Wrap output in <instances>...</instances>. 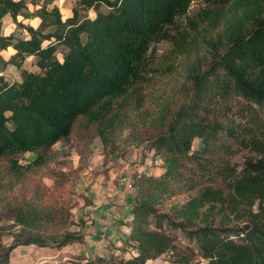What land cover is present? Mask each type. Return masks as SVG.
<instances>
[{"label": "trees", "instance_id": "1", "mask_svg": "<svg viewBox=\"0 0 264 264\" xmlns=\"http://www.w3.org/2000/svg\"><path fill=\"white\" fill-rule=\"evenodd\" d=\"M38 1L0 0V20L9 14L29 36L0 31V73L13 65L21 75L12 84L0 76V164L6 162L5 177L19 180L44 166L54 146L66 140L88 144L97 136L105 146L111 144L131 124L130 112L145 106L152 45L171 39L177 20L192 3L201 2L205 7L198 20L207 32H217L206 40L210 61L190 66L183 101L150 125L159 132L147 138L148 149L162 158L164 172L158 178H136L128 237L136 253L129 258L98 256L90 264H147L176 250L164 221L197 229L199 256L206 264H264V0H76L66 19L57 6L48 7L53 0L30 12L28 5ZM101 6L109 11L100 12ZM89 10L94 18L81 15ZM18 16L39 18L40 24L24 25ZM9 48L15 53L5 59ZM28 58L37 71L23 69ZM232 95L247 105L240 121L224 124L216 117L217 104ZM222 136L248 152L240 169L220 155L216 158L218 149L233 152L231 144L218 145ZM196 139L202 148L193 150ZM28 153L36 154L35 159L22 165L19 157ZM189 166L194 171L187 175ZM197 173L208 181L189 185L196 196L173 208L171 215L160 214L157 205L172 184L192 182ZM217 183L220 187H213ZM11 214L24 239L5 249L0 264H9L10 252L20 245L48 246L42 225L54 219L32 203L12 208ZM219 216L243 225L219 229L212 225ZM77 239L66 233L57 246ZM194 257L179 251L175 263L192 264Z\"/></svg>", "mask_w": 264, "mask_h": 264}, {"label": "rangeland", "instance_id": "2", "mask_svg": "<svg viewBox=\"0 0 264 264\" xmlns=\"http://www.w3.org/2000/svg\"><path fill=\"white\" fill-rule=\"evenodd\" d=\"M75 1L54 0L48 7L57 5L63 19H66L72 16ZM45 2L39 0L37 6L29 4L31 8L28 6V9L34 12ZM204 7L201 2L192 3L186 16L177 20V26L171 31L172 38L152 45L147 57L148 83L143 89L145 106L139 112H130L131 124L118 131L111 144L105 146L97 136L91 138L88 144L76 139L57 143L44 166L33 168L19 180L5 177L3 171L7 170L6 162L0 164V259L5 249L17 239H24L20 237L22 228L14 222L11 211L25 203H32L53 214L54 219L43 223L41 230L46 235L48 246L20 245L10 252L9 264H40L42 261L46 264H90L98 256H134L136 252L128 237L133 199L137 194L136 178L141 175L158 178L164 172L162 158L148 149L147 138L159 132L150 125L156 122L164 110H173L183 101V92L190 85L187 80L190 66L197 60L203 64L210 61L206 40L217 32H207L205 24L198 20L197 14ZM99 11L106 13L109 8L101 6ZM81 15L94 18L95 12L82 11ZM18 22L22 23L21 20ZM9 29L10 34L15 33L23 39L27 37L26 31L8 14L0 20L1 34L5 35ZM9 55L3 52L5 59ZM58 57L61 59L60 54ZM32 63V58H28L23 69H37ZM0 76L11 84L21 81L20 71L13 65L1 72ZM246 105L241 97L232 95L226 102L217 104L220 112H217L216 117L224 124L232 119L240 121ZM261 116L264 117V108ZM144 118L146 125L140 122ZM221 143L231 144L233 152L224 153L218 149L216 158L220 155V159H226L231 166L240 169L248 152L241 151L233 140H226L224 136L218 145ZM200 148L201 140H194L193 150ZM35 156L28 153L20 156L19 161L22 165L28 164ZM216 165L219 166V162ZM192 170L189 166L185 170L186 174L190 175ZM191 179L192 182L184 180L172 184L170 192L157 205L160 214L171 215L173 208L186 204L196 196L197 190H189L191 183L196 181L200 185L208 181L198 173ZM219 184L213 187H220ZM212 225L227 230L243 224L219 216ZM163 229L174 239L176 250L156 257L147 264H176L179 251L193 253L195 257L192 264H206L199 256L196 228L183 229L164 221ZM126 230L127 235L124 234ZM66 233L78 239L58 247L57 244ZM229 236L236 240L232 234ZM87 259L89 262H86Z\"/></svg>", "mask_w": 264, "mask_h": 264}, {"label": "crops", "instance_id": "3", "mask_svg": "<svg viewBox=\"0 0 264 264\" xmlns=\"http://www.w3.org/2000/svg\"><path fill=\"white\" fill-rule=\"evenodd\" d=\"M54 3V0H53V2H52V4ZM32 5V4H31ZM29 6V5H28ZM54 6V5H53ZM57 6V5H56ZM58 7V6H57ZM59 8V7H58ZM61 12V11H60ZM18 17H22V16H18ZM39 21V24H40V19L39 18H32V19H24V17H22V23H23V21H29V23H27V25L29 24V25H31L32 26V21ZM31 23V24H30ZM23 24H25V23H23ZM39 24L36 26V27H34V28H37L38 26H39ZM33 27V26H32ZM27 35V37L25 38V39H27V38H29V36H28V34H26ZM9 49H11L12 51L11 52H9ZM6 52H8V54H10L9 55V57L7 58V59H9L14 53H15V51L12 49V48H9ZM9 67V66H8ZM7 67V68H8ZM36 70V69H35ZM111 231V230H110ZM110 231H108V232H110ZM127 232H128V230H126L125 232H124V234H126L127 235ZM120 234V233H119ZM117 235V234H116ZM86 262H89V259H87L86 260ZM91 262V261H90Z\"/></svg>", "mask_w": 264, "mask_h": 264}, {"label": "clouds", "instance_id": "4", "mask_svg": "<svg viewBox=\"0 0 264 264\" xmlns=\"http://www.w3.org/2000/svg\"><path fill=\"white\" fill-rule=\"evenodd\" d=\"M30 8H31V6H29ZM18 20H22V17H18L17 18ZM25 24H27V23H29V21H23ZM32 23V26L33 27H36L38 24H39V21L37 20V21H32L31 22ZM13 27H14V25H13ZM8 34H10V29L9 30H7L6 32H5V35H8ZM12 50L11 49H9V52H11Z\"/></svg>", "mask_w": 264, "mask_h": 264}, {"label": "built area", "instance_id": "5", "mask_svg": "<svg viewBox=\"0 0 264 264\" xmlns=\"http://www.w3.org/2000/svg\"><path fill=\"white\" fill-rule=\"evenodd\" d=\"M40 264H46V263L42 261Z\"/></svg>", "mask_w": 264, "mask_h": 264}]
</instances>
